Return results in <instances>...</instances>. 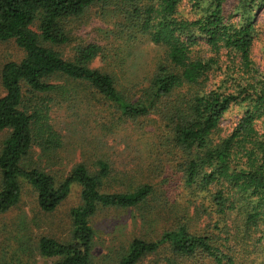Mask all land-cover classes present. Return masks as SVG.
Listing matches in <instances>:
<instances>
[{"label":"trees","instance_id":"1","mask_svg":"<svg viewBox=\"0 0 264 264\" xmlns=\"http://www.w3.org/2000/svg\"><path fill=\"white\" fill-rule=\"evenodd\" d=\"M263 6L264 0H0V41L24 52L0 71V215L20 202L21 180L45 213L79 185L71 241L43 237L38 253L55 264H91L97 209L137 208L156 193L151 182L105 190L124 179L102 158L95 171L79 164L59 183L39 165H26L36 149L49 154L63 147L53 109L89 91L123 121L158 117L157 146L174 162L167 181L189 192L181 224L156 241L134 239L119 264H140L163 250L169 264H263L264 74L252 58ZM92 10L107 26L103 44L78 45L66 58L58 49L72 42L69 22ZM202 42L208 55L197 50ZM140 44L156 52L143 75ZM97 59L104 69L92 67ZM217 73L223 79L209 86ZM234 105L243 109L239 120L216 139ZM198 213L206 223L194 229Z\"/></svg>","mask_w":264,"mask_h":264},{"label":"rangeland","instance_id":"2","mask_svg":"<svg viewBox=\"0 0 264 264\" xmlns=\"http://www.w3.org/2000/svg\"><path fill=\"white\" fill-rule=\"evenodd\" d=\"M96 12L92 10L82 20L69 22L72 42L58 49L66 58L74 55L78 45L103 44V31L107 26ZM256 20L252 58L258 71L264 74V6ZM197 50L202 56L208 55L204 42ZM135 52L140 56L137 57L138 72L143 75L156 52L144 44L136 45ZM23 57L24 52L14 41H0V71L5 63L20 61ZM92 67L104 69L105 65L97 59ZM223 77L219 73L210 76L208 85L219 83ZM2 96L4 90L0 84ZM242 112L241 107L232 106L222 118L220 131L214 137L223 138L231 133ZM119 117L120 113L114 107L89 91L83 92L78 102L56 105L52 118L63 138V147L49 154L36 149L26 163L28 166L39 165L59 183L79 164L95 171L96 161L102 158L124 179L123 184L110 181L105 190L119 192L125 189V184L131 183L151 182L156 186V193L140 207L97 209L90 220L94 230L91 264H119L134 239L156 241L163 233L174 229L181 224L185 213L181 205H186L185 199L189 195L181 186L176 187L173 179L167 181L174 162L157 146L161 127L158 117L141 119L138 124ZM4 138L5 134L0 132V146ZM21 187L20 202L0 215V264H55L57 259L39 255L38 243L43 237L61 243L71 241L73 223L70 212L82 203V188L73 185L69 197L54 212L45 213L39 207L35 190L23 180ZM191 215L195 216L193 208ZM196 215L190 224L194 229L204 228L206 222L201 213ZM167 255L168 252L163 250L158 255L146 257L140 264H169L164 259Z\"/></svg>","mask_w":264,"mask_h":264}]
</instances>
